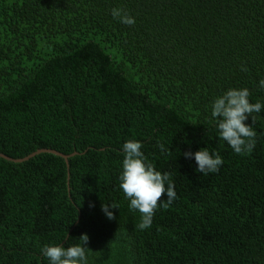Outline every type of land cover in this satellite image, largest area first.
I'll use <instances>...</instances> for the list:
<instances>
[{
	"label": "trees",
	"instance_id": "trees-1",
	"mask_svg": "<svg viewBox=\"0 0 264 264\" xmlns=\"http://www.w3.org/2000/svg\"><path fill=\"white\" fill-rule=\"evenodd\" d=\"M261 79L264 0H0V153L76 152L0 157V264L83 234L88 264H264V107L245 155L211 116L233 88L264 105ZM129 139L177 194L144 230L120 188ZM202 148L217 172L184 155Z\"/></svg>",
	"mask_w": 264,
	"mask_h": 264
},
{
	"label": "clouds",
	"instance_id": "clouds-1",
	"mask_svg": "<svg viewBox=\"0 0 264 264\" xmlns=\"http://www.w3.org/2000/svg\"><path fill=\"white\" fill-rule=\"evenodd\" d=\"M111 14L121 23L128 26L135 24L133 17L124 13L122 9L113 8ZM241 71H247L241 67ZM260 88L264 89V79L259 81ZM251 93L247 88L229 89L223 95L217 97L212 103L211 116L214 118L218 130V137L227 142L236 154H250L256 145V131L252 128L255 123L253 113H259L264 107L261 102H250ZM251 116L252 124L245 121ZM163 148V146H161ZM124 152L123 171L119 177L120 188L124 196L130 201V210H138L142 220L138 227L140 230L151 226L155 211L158 207L164 208L176 199L175 185L170 179V173L157 171L152 163L146 162L147 158L141 151L142 144L132 139L123 145ZM186 158L194 159L197 163V171L207 175L215 173L223 164L220 154L210 153L207 148H202L195 153H184ZM166 194L167 199L162 197ZM162 202V203H161ZM118 208L115 204H103L102 211L108 219H115L109 208ZM80 244L67 247L62 245H45L42 248L43 255L48 258L49 264H88L85 245L89 241L87 234L81 235Z\"/></svg>",
	"mask_w": 264,
	"mask_h": 264
},
{
	"label": "water",
	"instance_id": "water-1",
	"mask_svg": "<svg viewBox=\"0 0 264 264\" xmlns=\"http://www.w3.org/2000/svg\"><path fill=\"white\" fill-rule=\"evenodd\" d=\"M41 152H47V153H53V154L59 155V156L63 157L64 160H66V162H67L68 158L71 155L76 153V152H73L71 154H64V153L59 152V151L54 150V149H38V150H36V151H34V152H32V153H30L27 156L22 157V158H13V157H10V156H8V155H6L4 153H0V157H3V158H5V159H7V160H9L11 162L19 163V162H22V161H25V160L31 158L35 154H38V153H41Z\"/></svg>",
	"mask_w": 264,
	"mask_h": 264
}]
</instances>
